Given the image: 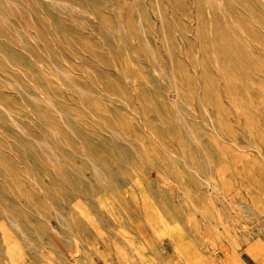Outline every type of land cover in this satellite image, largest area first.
<instances>
[{
	"label": "rangeland",
	"instance_id": "1",
	"mask_svg": "<svg viewBox=\"0 0 264 264\" xmlns=\"http://www.w3.org/2000/svg\"><path fill=\"white\" fill-rule=\"evenodd\" d=\"M211 234L264 264V0H0V264L217 261Z\"/></svg>",
	"mask_w": 264,
	"mask_h": 264
},
{
	"label": "bare ground",
	"instance_id": "2",
	"mask_svg": "<svg viewBox=\"0 0 264 264\" xmlns=\"http://www.w3.org/2000/svg\"><path fill=\"white\" fill-rule=\"evenodd\" d=\"M211 235L207 236V240L209 245H213L216 248L215 252H220V256H218L217 261H214L212 259H206L204 257H199L196 255L190 256L186 254L175 241H173V246L178 254L180 263L181 264H247L244 260L240 258L239 247L241 245V242L237 238H235V236L227 235L226 237L228 239V242L225 244L221 241L220 237H218L217 235L214 236ZM248 236H250V234ZM244 240L248 243L246 249L253 258L257 259L260 258L261 256H264V238H259L254 242H248L249 239L248 240L244 239ZM77 250H78L77 251L78 254H81L83 252V249L81 248H78ZM169 263L178 264L176 263V261H173L170 258H169ZM93 264L96 263L93 262Z\"/></svg>",
	"mask_w": 264,
	"mask_h": 264
}]
</instances>
